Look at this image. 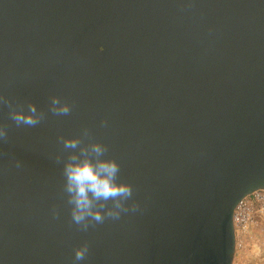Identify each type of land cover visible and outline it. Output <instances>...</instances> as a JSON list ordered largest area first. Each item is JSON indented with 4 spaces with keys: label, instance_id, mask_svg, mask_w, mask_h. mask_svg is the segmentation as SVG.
<instances>
[{
    "label": "water",
    "instance_id": "95a60500",
    "mask_svg": "<svg viewBox=\"0 0 264 264\" xmlns=\"http://www.w3.org/2000/svg\"><path fill=\"white\" fill-rule=\"evenodd\" d=\"M83 159L129 189L99 220ZM261 188L264 0H0V264H232Z\"/></svg>",
    "mask_w": 264,
    "mask_h": 264
},
{
    "label": "clouds",
    "instance_id": "9594fccd",
    "mask_svg": "<svg viewBox=\"0 0 264 264\" xmlns=\"http://www.w3.org/2000/svg\"><path fill=\"white\" fill-rule=\"evenodd\" d=\"M67 111V109H63ZM13 119L16 122L32 124L34 121L30 116L15 113ZM99 152V148H94ZM116 165L113 161H98L93 164L88 159L73 160L65 165V177L67 189L73 195L76 210L73 213L75 220H80L84 213H92L94 218L100 219L98 213L90 208L91 198L117 197L128 194L129 189L123 184H118L114 180ZM91 193V197H89ZM86 249L78 248L75 250V258L81 260Z\"/></svg>",
    "mask_w": 264,
    "mask_h": 264
},
{
    "label": "built area",
    "instance_id": "2783aa9c",
    "mask_svg": "<svg viewBox=\"0 0 264 264\" xmlns=\"http://www.w3.org/2000/svg\"><path fill=\"white\" fill-rule=\"evenodd\" d=\"M234 256H243L246 248H256L253 255H262L263 242L258 231H264V188L245 195L233 211ZM254 251V250H253Z\"/></svg>",
    "mask_w": 264,
    "mask_h": 264
},
{
    "label": "rangeland",
    "instance_id": "374dc122",
    "mask_svg": "<svg viewBox=\"0 0 264 264\" xmlns=\"http://www.w3.org/2000/svg\"><path fill=\"white\" fill-rule=\"evenodd\" d=\"M257 235L260 237V241L264 243V231H258ZM263 252H264V244H263ZM245 254L243 256H234L232 260V264H264V253L262 255H253L256 248L248 246L246 248ZM254 250V251H253Z\"/></svg>",
    "mask_w": 264,
    "mask_h": 264
}]
</instances>
